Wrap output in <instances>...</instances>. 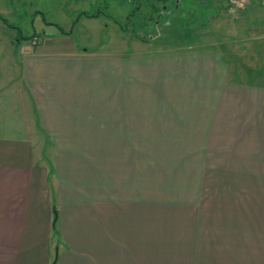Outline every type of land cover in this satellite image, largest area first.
I'll return each instance as SVG.
<instances>
[{
	"label": "crops",
	"instance_id": "obj_1",
	"mask_svg": "<svg viewBox=\"0 0 264 264\" xmlns=\"http://www.w3.org/2000/svg\"><path fill=\"white\" fill-rule=\"evenodd\" d=\"M261 15L253 57L0 43V264H264ZM143 135L213 162L144 163Z\"/></svg>",
	"mask_w": 264,
	"mask_h": 264
},
{
	"label": "rangeland",
	"instance_id": "obj_2",
	"mask_svg": "<svg viewBox=\"0 0 264 264\" xmlns=\"http://www.w3.org/2000/svg\"><path fill=\"white\" fill-rule=\"evenodd\" d=\"M263 8L264 0L232 6L230 0H0V43L20 41L15 42L18 51L49 37L48 45L70 50L138 55L215 49L228 57L232 52L253 57L257 33L252 23L263 17ZM32 139L36 157L40 149L50 157L49 143L41 135ZM207 143L206 135H143L144 153H152L143 162H213L205 157ZM146 167L144 182L151 171L160 189L172 186L174 172Z\"/></svg>",
	"mask_w": 264,
	"mask_h": 264
},
{
	"label": "built area",
	"instance_id": "obj_3",
	"mask_svg": "<svg viewBox=\"0 0 264 264\" xmlns=\"http://www.w3.org/2000/svg\"><path fill=\"white\" fill-rule=\"evenodd\" d=\"M230 2H231V6H232V5H235V4L242 3V2H247V0H230Z\"/></svg>",
	"mask_w": 264,
	"mask_h": 264
},
{
	"label": "trees",
	"instance_id": "obj_4",
	"mask_svg": "<svg viewBox=\"0 0 264 264\" xmlns=\"http://www.w3.org/2000/svg\"><path fill=\"white\" fill-rule=\"evenodd\" d=\"M2 19H3V21H5V18L4 17H2Z\"/></svg>",
	"mask_w": 264,
	"mask_h": 264
}]
</instances>
